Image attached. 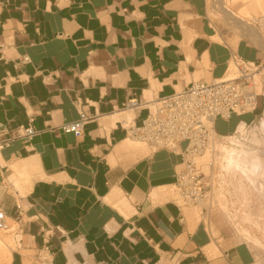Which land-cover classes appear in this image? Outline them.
Wrapping results in <instances>:
<instances>
[{
	"label": "crops",
	"instance_id": "obj_1",
	"mask_svg": "<svg viewBox=\"0 0 264 264\" xmlns=\"http://www.w3.org/2000/svg\"><path fill=\"white\" fill-rule=\"evenodd\" d=\"M263 49L230 41L208 0H0V125L33 119L40 132L0 149L10 264H46V248L53 264H261L177 200L179 154L122 148L157 100L222 79L234 57L258 63ZM129 99L149 105L122 109ZM81 110L83 135L62 131ZM242 117L218 118L215 131L237 123L216 133L233 135Z\"/></svg>",
	"mask_w": 264,
	"mask_h": 264
},
{
	"label": "built area",
	"instance_id": "obj_2",
	"mask_svg": "<svg viewBox=\"0 0 264 264\" xmlns=\"http://www.w3.org/2000/svg\"><path fill=\"white\" fill-rule=\"evenodd\" d=\"M252 25L262 37L264 46V15L254 19ZM232 62L234 70L230 71L229 66L222 79L211 83L195 82L184 91L157 100L141 126L128 127L132 139L155 150L166 149L181 156L184 168L177 174V200L188 206L204 205L202 212L217 207L215 197L222 176L218 167V142L226 140L221 145L228 143L237 132L230 136L218 135L214 128L216 120L254 113L264 92V58L250 63L234 57ZM147 105L138 99H129L122 109L139 111ZM33 121L31 119L26 128L11 129L0 125V149L14 139L32 141L40 133L33 127ZM90 121L87 113L81 110L79 119L64 125L62 131L81 137ZM6 221V214L0 211V230ZM41 258L46 264H53L48 248L43 249Z\"/></svg>",
	"mask_w": 264,
	"mask_h": 264
},
{
	"label": "rangeland",
	"instance_id": "obj_3",
	"mask_svg": "<svg viewBox=\"0 0 264 264\" xmlns=\"http://www.w3.org/2000/svg\"><path fill=\"white\" fill-rule=\"evenodd\" d=\"M257 2V0H226V3L236 12L244 13L248 11L251 13V15L248 16L251 21L264 14V4L257 5ZM208 6L210 14V0H208ZM211 18L214 19L213 17ZM214 21L230 41L236 42L241 38L239 30L236 27L226 24L223 20L214 19ZM263 117L264 92L260 97L256 111L242 117V120L247 122L245 123L247 124L246 137L238 136L235 139V141H240L237 149L244 148L258 155L263 166L262 175L259 176L255 184L252 185L246 180L242 181L238 173H230L231 171L227 169L226 163H224L226 162V156L224 154L225 147L221 145V143L226 140L218 142L217 149L220 158L218 167L221 168L222 176L218 183L220 189L215 197L217 200V207L211 210L207 209V212L204 213L205 221L211 224L215 236L220 238L224 234H229L240 242L243 241L248 243L252 249L260 255L261 264H264V130L260 132L257 128H259L260 121ZM251 122L253 123L251 124ZM236 123L237 120L235 119H233L231 123H225L219 120L216 126V132L218 134H228L230 133V127ZM256 141H258L259 144H256ZM229 142L228 140V143ZM228 143L226 142V144ZM229 185L230 189L228 192ZM203 207L204 205L202 207H197V211L199 213L202 212ZM12 227L15 230V226L13 225ZM244 230L250 232L253 239H247L242 234ZM10 232L11 231L0 230V238L10 242L12 253L13 250H15V241L13 233ZM254 239L258 240L259 244L256 243ZM1 260L2 256L0 251V262Z\"/></svg>",
	"mask_w": 264,
	"mask_h": 264
},
{
	"label": "bare ground",
	"instance_id": "obj_4",
	"mask_svg": "<svg viewBox=\"0 0 264 264\" xmlns=\"http://www.w3.org/2000/svg\"><path fill=\"white\" fill-rule=\"evenodd\" d=\"M257 1V5L264 4V0ZM210 4L211 17H213L214 19L223 20L226 24L236 27L239 30L241 38H245L251 41L257 40L259 42H262V37L252 25V21L248 18L251 13H249L248 11L244 13L236 12L226 3V0H210ZM233 70L234 64L231 61L230 71ZM246 127L247 126H245V123H241L237 128L236 134L232 138L228 139L230 143L223 144V146L225 147L224 154L226 156V162L224 163H226L225 165L227 169L231 171L230 173H238L241 176L242 181L246 180L250 184L254 185L256 179H258L259 176L262 175V163L259 160L258 155L254 152H251L244 148L237 149V146L239 145L240 141H235L238 136L244 137L246 135ZM257 129L260 132L264 130V117L260 121V126ZM256 144H259V142L256 141ZM124 145L125 146L122 148L123 151L135 150L141 152L143 155L149 153L148 149L146 148V145L139 141L128 140ZM230 185L228 187V192L230 189ZM8 225L9 224L7 220L6 224L1 227L2 231H5L8 228ZM242 234L247 239H253L252 235L247 230H244ZM254 241L259 244L258 240L254 239ZM0 251L2 256L0 264H10L12 262V253L10 249V242L8 240L6 241L0 238Z\"/></svg>",
	"mask_w": 264,
	"mask_h": 264
}]
</instances>
